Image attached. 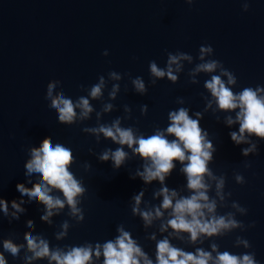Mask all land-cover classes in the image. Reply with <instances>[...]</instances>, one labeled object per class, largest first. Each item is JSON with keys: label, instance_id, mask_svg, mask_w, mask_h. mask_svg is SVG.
<instances>
[{"label": "water", "instance_id": "1", "mask_svg": "<svg viewBox=\"0 0 264 264\" xmlns=\"http://www.w3.org/2000/svg\"><path fill=\"white\" fill-rule=\"evenodd\" d=\"M201 45H211L214 55L209 58L220 60L237 76L234 91L264 85V0H250L247 12L243 10V0H195L191 5L186 0H0V196L10 204L13 199L21 198L18 183L32 186L24 167L29 158L28 149L39 146L45 137L73 150L77 160L71 170L88 190L81 203L85 212L81 223L69 217L65 208L53 217L54 224L50 226L40 219L44 206L28 201L19 220L9 222L0 212V233L5 237L11 234L17 242H24L23 234L28 231L26 221L31 219L35 233H42L52 247H64L112 239L118 234L117 226L124 224L155 259L156 242L148 236L158 229L145 230L142 219L132 214L131 199L146 188L145 200L159 204L162 197L153 199L152 196L161 187L159 181L145 185L139 177L130 178V173L143 164L138 156L119 170L113 169L111 161H99L96 154L118 145L103 137L97 143L94 135L82 131L85 126L97 125L95 112L90 120L82 123H59L58 114L45 98L47 84L53 79L61 81L63 92L75 100L87 95L81 84L87 88L98 82L100 75L107 77L110 71L120 72L124 78L119 81L118 98L109 101L108 97L115 81L109 82L104 92V102H112L116 110L105 113L102 122L110 123L124 116V105L128 104L133 118L125 119L123 125L151 135L156 126H168L171 110L188 107L193 118L196 111L204 110V96L210 97L204 82L210 79V74H199L198 84L190 83L188 76L189 70L200 62ZM106 49L108 56L103 55ZM177 51L190 53L194 62H185L177 83L165 77L152 85L149 62L155 60L163 68L167 52ZM128 73L132 78H144L148 86L146 95L135 92ZM177 97H184L186 103L178 104ZM92 103L97 111L101 110L102 101ZM143 104L148 105L146 116L140 111ZM228 114L222 111L214 114L209 110L201 120V126L210 133L209 138L217 147L210 166L217 175L226 174L225 191L232 192L229 204L238 201L248 209L247 215L237 213V219L246 225L256 223L246 231L236 229L199 246L210 250L214 241L221 251L255 252L256 259L264 264V140L252 137L258 143L259 152L243 156L241 150L248 145H236L231 140L230 131H238L239 126L230 128L223 123ZM85 162L91 163V170L84 169ZM247 162H251L250 168L245 167ZM180 167L176 162V168L166 180L168 187L180 189L186 185ZM236 172L245 176V184L235 181ZM35 179L34 176L33 182ZM210 194L215 195L214 190ZM228 211L234 209H219L221 214ZM64 220H69L72 227L68 237L58 241L55 233ZM237 236L248 239L252 248L236 247ZM158 238L162 236L158 234ZM173 243L188 251L195 250L194 246L179 240ZM5 255L8 264H23V252L20 258ZM35 264H48V261L39 260Z\"/></svg>", "mask_w": 264, "mask_h": 264}, {"label": "clouds", "instance_id": "2", "mask_svg": "<svg viewBox=\"0 0 264 264\" xmlns=\"http://www.w3.org/2000/svg\"><path fill=\"white\" fill-rule=\"evenodd\" d=\"M186 2L191 5L195 0ZM249 7L250 0H243V10L247 12ZM103 55H109L107 49ZM213 55L214 48L211 45H201L198 54L200 62L188 72L192 84L199 83V74H210V79L204 82V88L210 93V97L204 96V110L196 111L195 118L190 115L188 107L171 110L168 114V126H156L151 135H145L134 126L123 125L125 119L133 118L132 107L128 104L124 105V116L116 117L110 123L102 122L105 113L116 110L115 104L104 102V92L109 82L115 81L108 97L109 101L118 98L121 91L119 81L124 78V74L120 72L113 70L107 77L100 75L98 82L87 88L81 84V89L87 95H81L75 100L63 92L61 81L53 79L47 84L45 98L50 101L49 107L58 114L59 123H82L90 120L95 112L97 125L85 126L82 131L94 135L97 143L103 137L118 145L115 149L108 147L96 154L99 161H111L113 169L119 170L127 161L138 156L143 164L134 173H130V178L139 177L145 185L159 181L161 187L152 194L153 199L162 197L159 204L145 200L146 188L134 194L131 199L132 214L142 219L145 230L152 227L158 229L148 236V239L156 242L155 259L145 251L132 232L126 230L124 224L117 226L118 234L114 238L104 242L52 247L50 240L42 233H35V224L29 219L26 221L28 231L23 234L24 242H17L11 234L5 237L0 233V264H8L5 253L13 258H20L22 252L23 264H35L39 260H47L48 264H260L255 252L234 254L228 250L221 251L220 245L214 241L210 250L199 246L206 240L226 236L236 229L246 231L255 227L256 223L253 221L246 225L237 219V213L247 215L248 209L238 201H231L229 204L232 192L225 191L226 174L217 175L210 166L215 160L217 147L209 138L210 133L201 126L204 114L209 110L214 114L221 111L229 113L223 118V123L230 128L239 126L238 131H230L229 135L236 145H248L241 150L245 157L259 152L258 143L252 137L264 140V85L234 91L238 84L237 76L224 67L220 60L209 58ZM194 59L190 53L177 51L167 52L166 66L163 68L155 60L150 61L152 85L165 77L177 83L179 74L185 69V62L192 64ZM128 75L135 92L146 95L148 86L144 78H132L130 73ZM93 100L103 102L100 111L94 107ZM177 103L184 105L186 101L184 97H177ZM148 110L147 104L140 106L142 115L146 116ZM216 118L220 120L219 116ZM126 148L130 151L125 150ZM89 152L94 153V149L89 148ZM28 153L29 158L24 167L28 183L32 186L18 183L16 187L21 198L13 199L10 204L0 196V212L9 218V222L19 220L20 215L26 211L25 203L31 201L44 206L40 219L50 226L54 224L53 217L60 215L65 208L68 209L69 217L77 223L83 222L85 212L81 203L88 190L83 180L78 179L71 170L77 160L73 150L61 142L54 143L51 137H45L39 146L32 145ZM176 162L180 163V172L187 181L180 189L170 188L166 183L176 168ZM251 166V162L245 164L246 168ZM83 167L88 171L92 165L85 162ZM34 176L36 179L33 182ZM234 179L241 185L247 182L239 172L234 174ZM213 190L215 195L210 194ZM185 191L188 194H184ZM221 207H231L234 211L221 214ZM59 227L55 239L61 241L68 237L72 224L69 220H64ZM158 234L162 238H158ZM173 240L192 245L195 250H185L174 244ZM235 246L252 248L251 242L243 236L236 237Z\"/></svg>", "mask_w": 264, "mask_h": 264}]
</instances>
